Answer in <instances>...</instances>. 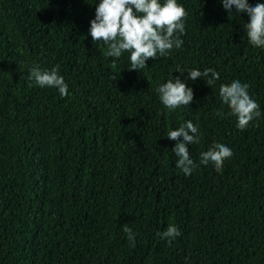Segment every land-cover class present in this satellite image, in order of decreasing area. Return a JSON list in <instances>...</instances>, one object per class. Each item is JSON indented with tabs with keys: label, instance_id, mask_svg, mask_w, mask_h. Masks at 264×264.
Returning <instances> with one entry per match:
<instances>
[{
	"label": "trees",
	"instance_id": "trees-1",
	"mask_svg": "<svg viewBox=\"0 0 264 264\" xmlns=\"http://www.w3.org/2000/svg\"><path fill=\"white\" fill-rule=\"evenodd\" d=\"M99 3L0 0V264H264V48L249 17L177 0L182 46L130 71V53L113 68L92 42ZM34 66L58 68L68 96L29 80ZM192 69L220 78L188 79L193 102L169 111L158 87ZM236 80L261 111L243 131L219 96ZM189 120L200 142L186 176L167 133ZM214 143L233 153L219 172L200 164ZM169 225L171 244L158 235Z\"/></svg>",
	"mask_w": 264,
	"mask_h": 264
},
{
	"label": "clouds",
	"instance_id": "clouds-1",
	"mask_svg": "<svg viewBox=\"0 0 264 264\" xmlns=\"http://www.w3.org/2000/svg\"><path fill=\"white\" fill-rule=\"evenodd\" d=\"M224 9L231 13H246L249 22L245 24L248 42L253 47L264 48V3L251 6L248 0H220ZM187 12L177 3V0H100L95 8V18L90 22L89 34L94 44L107 45L105 55L112 57V67H116V60L124 52L130 53L131 67L128 70L139 71L147 67L146 62L158 56H167L173 49H179L183 41L177 33L184 34ZM184 73V72H183ZM181 73V74H183ZM184 81L179 77L170 79L161 84L157 91L163 106L169 111L180 107H188L194 100V92L187 85V80L195 81L197 78H208L207 85L219 80L220 74L213 69H198L187 71ZM29 80L40 87L56 88L61 97L68 96V85L59 75L58 68L50 71L42 70L39 66L30 69ZM248 84L239 80L230 84H221L219 96L224 105L229 109V115L237 119L236 127L243 131L250 123L261 116L260 105L248 93ZM216 115H222L217 111ZM180 137L183 140L180 141ZM169 140L177 141L172 152L177 157L176 167L186 176L191 175L196 167L190 157L188 145L199 143L198 127L192 121H187L179 128L167 133ZM232 150L226 145L214 143L207 151L200 154V164L214 166L216 171H221L226 159L231 158ZM123 231L129 241L135 242V233L125 224ZM162 239L169 244L180 235L174 225H169L163 233Z\"/></svg>",
	"mask_w": 264,
	"mask_h": 264
}]
</instances>
